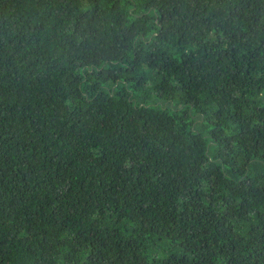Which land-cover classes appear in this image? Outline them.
<instances>
[{"label":"trees","instance_id":"trees-1","mask_svg":"<svg viewBox=\"0 0 264 264\" xmlns=\"http://www.w3.org/2000/svg\"><path fill=\"white\" fill-rule=\"evenodd\" d=\"M0 264H264V0H0Z\"/></svg>","mask_w":264,"mask_h":264}]
</instances>
